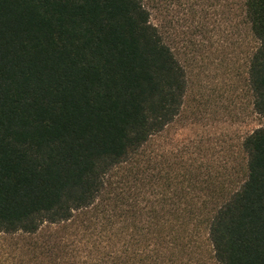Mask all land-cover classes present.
<instances>
[{"label": "trees", "instance_id": "trees-1", "mask_svg": "<svg viewBox=\"0 0 264 264\" xmlns=\"http://www.w3.org/2000/svg\"><path fill=\"white\" fill-rule=\"evenodd\" d=\"M230 3L255 41L247 72L264 117V0ZM186 91L145 0H0V238L90 213L110 264H207L203 234L216 264H264V125L242 141L238 180L213 162L164 189L143 166L112 181Z\"/></svg>", "mask_w": 264, "mask_h": 264}, {"label": "rangeland", "instance_id": "rangeland-1", "mask_svg": "<svg viewBox=\"0 0 264 264\" xmlns=\"http://www.w3.org/2000/svg\"><path fill=\"white\" fill-rule=\"evenodd\" d=\"M230 1L145 0L151 22L186 70L187 91L179 117L132 163L115 170L116 184L131 167L142 166L154 175L156 189L167 187L169 177L181 181L192 164H225L231 179L242 176V141L264 125V117L254 109L247 72L255 41L242 20H232ZM90 215L46 223L34 235L2 236L0 264H110L105 243H94ZM200 252L207 264H216L204 234Z\"/></svg>", "mask_w": 264, "mask_h": 264}]
</instances>
